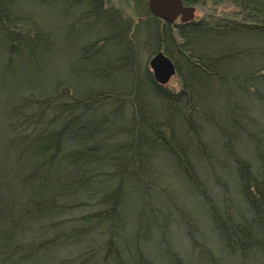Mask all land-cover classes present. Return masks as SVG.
<instances>
[{"label":"rangeland","instance_id":"374dc122","mask_svg":"<svg viewBox=\"0 0 264 264\" xmlns=\"http://www.w3.org/2000/svg\"><path fill=\"white\" fill-rule=\"evenodd\" d=\"M238 3H186L196 7L192 21L209 20L216 31L193 39L188 36L191 40L186 41L185 50L166 40L165 47L170 51H163L174 61L176 73L160 85L149 66L159 49L156 21L152 14L147 20L144 10H139L144 4L148 8L147 0H103L99 16L85 11L92 8L87 2L62 11L57 3L46 6L35 0H13L16 12L28 19L10 23L14 34L0 20V229L12 233L4 240L24 245L22 251L32 257L20 264H264L260 255L264 250L260 248L263 252L251 253L250 258L241 249L230 252L209 211V206L215 204L224 217L239 223L249 221L253 209L240 184L241 170L246 166H239L238 161L248 162L264 178V33L259 26L236 25L242 20L261 22L262 17L256 12L255 16L248 15ZM171 23L178 25L180 20ZM36 28L49 34L45 50L38 45ZM170 28L177 40H184L176 26ZM107 34L110 36L104 40ZM7 40L16 42L14 46H21V50L10 51ZM84 46L88 47L86 51L81 50ZM218 51L223 77L194 69L196 57ZM85 53L99 57L95 56L92 64L80 58ZM8 64L12 67L7 68ZM251 72L254 77H250ZM184 84L192 99L190 104L184 103L182 95L176 98ZM97 91L102 92L103 104L91 111L93 115L101 112L98 127L102 125L111 132L105 140V152L112 165L96 166L98 172L93 178H97V186L86 190L79 185L63 193L56 199L55 204L62 207L56 205L55 213L23 215L28 208L45 209L46 203L35 206L30 198V175L13 171L20 144L11 137L8 115L19 116L21 107L16 103L27 97L50 93L69 101L74 95L86 100ZM159 92L171 95L175 102L170 103ZM106 93L112 95L106 99ZM169 109L172 115L168 116ZM55 110L45 111V117ZM91 111L87 110V115ZM146 119L152 126L157 124L160 140L168 145L183 144L179 153L183 157L178 159L190 158L195 163L203 183L200 192L205 195L194 190L186 175L176 168L169 151L153 148V141L145 142L139 156L147 162L149 204L143 205L142 194L135 192L133 182H129L131 189L121 201L115 233L111 234L107 221L110 213L104 215L101 211L105 202L96 204L100 191L107 190L99 186L107 180L104 172L113 167L115 159L131 154L126 151L134 144L130 141L132 129L139 120L147 125ZM22 124L19 133L28 136L35 125ZM228 145L235 146L236 152ZM53 220L67 221L69 235L62 227H51ZM57 236L61 241L53 250L43 252L41 247L34 254L35 242H48ZM3 237L0 235V241ZM3 256L0 247V264H4ZM5 262L16 264L10 259Z\"/></svg>","mask_w":264,"mask_h":264},{"label":"trees","instance_id":"16d2710c","mask_svg":"<svg viewBox=\"0 0 264 264\" xmlns=\"http://www.w3.org/2000/svg\"><path fill=\"white\" fill-rule=\"evenodd\" d=\"M35 1L38 4L46 6H53L56 3L61 4L62 11L66 8L71 9L82 2H87L88 5L92 6V8L89 9L88 7L85 9V11H89L90 15L99 16L103 12V0ZM183 1L185 3H195L200 0ZM234 1H239L238 4L240 7L248 10V15L255 16L257 13L262 17L261 22L256 19L253 20L255 22L242 20V22L236 25L239 27H244V25H247L248 28L249 26H254L253 28L259 26L260 31L264 33V2H259L260 0ZM139 10H144L142 13L147 15V20L151 19H148V15L152 13L148 11V8L145 6V4L144 6L142 5ZM152 16H154V21H156L155 26L156 34L158 35V50H166L167 52L170 51L167 49V47H165L166 40L167 42L172 41V44H174L176 48L185 50L186 48L184 45H186V41H190L194 37L197 38V35L201 37V35L207 34L208 32L216 31L215 27L210 24L211 22L209 20H201L199 22L189 21L174 25L173 23L164 21L162 19L159 22L157 21L158 17L153 14ZM26 19L28 18L20 16V14L17 13L13 8V0H0V20L8 24V31L11 30V33H13L12 30H14L10 28V23L13 21H24ZM142 20L145 21L144 19ZM171 26H176V29L179 30V36L181 39H184L183 41L177 40L170 28ZM167 30L168 34L166 33ZM35 33V37L40 39V41L38 40V45L45 50L49 44V34L39 28L35 29ZM110 35L107 34L104 40H106L107 36ZM188 36H192V38L189 39L187 38ZM7 42L8 49L10 51L17 53L16 49L21 50V46H14L16 42H11L10 40H7ZM34 42H36L35 39ZM94 42L95 41L93 40L92 43ZM87 48L88 47L84 46V48L81 50L86 51ZM95 56L96 55L94 54L87 56L85 53V56L80 58L82 60L88 59L87 61H90L93 64L96 62ZM96 57L98 58L99 56ZM221 58L222 55L218 51L217 53L202 54L194 59L195 62H192V60L191 62L194 66V69L199 73H207L209 76L220 73V76L222 75L223 77L224 71H221L219 66V61ZM11 67L12 65L9 66L8 64L7 68ZM249 75L250 77L255 76L253 72H251ZM231 78L235 79L236 77L231 75ZM185 86L186 84L182 86V91L178 93L176 98H179L180 95H182V98H184V103L190 104V100L192 99L189 100L190 93H186ZM111 95L110 93H106V99H108ZM159 95L161 97L164 96L169 98L168 101H170V103L175 102L174 97H171V95H164L162 93ZM101 96L102 92L97 91L94 97L91 99L87 98L86 100H84L83 97H75L74 95V99L69 101L65 98H62L61 96L59 98L50 93L47 96L44 95L43 97H27V100L16 103L21 107V113L19 116L15 118L12 113L8 115V117H10L8 119L9 127L11 128V137L17 140V143L20 144H17V151L15 154L18 157V163L13 171L20 175H27V173L30 175L28 177V179L31 181L30 189L32 190V195L30 198L36 202L33 203L35 206H38L37 204L39 202L45 201L46 203L45 209L28 208L29 210H24L23 215L25 214V216L30 217H40L46 212H50V214L55 213V210H57L59 204L55 203L57 200H59L58 198H60L63 193H70L72 188L76 189L79 185H84L86 190L93 187L95 184L97 186L98 180L97 178H93V174L98 172L96 166L99 167V165H112L109 163V158L111 157L107 156L108 154L105 152V149L108 147L105 144V140L109 137L111 132L108 128L102 127V125L98 127V114L101 112L99 111V113L93 115L91 111V109L97 108L103 102V98H101ZM178 102H180V100ZM9 108L12 109L14 107L12 105ZM50 109L56 110L45 117V111ZM87 110L91 111L89 115L86 113ZM8 112L10 111L8 110ZM21 115L23 117H21ZM167 115H172L170 109ZM138 118L139 117L137 116V119ZM20 120L22 121L17 123V121ZM146 120L147 125L140 124L142 121L139 120V125L132 129L133 131L131 133L133 135V139L130 141L134 142V144H130L129 147L131 145L133 147L131 150L126 151L130 152L131 154L128 156L125 155V158L115 159L113 162V167L107 170V172H104L107 175L105 178L107 180L101 186H99V188H107L106 191H100L96 204L101 205L100 201L105 202V206L101 208V211H103L104 215L106 213H110L108 215L107 221H109L108 225L110 226L109 229L111 234L115 233L114 224L121 213V201L125 197L128 188L131 189V185L128 184L129 182H133L132 189L135 192L138 191L139 194H142L143 205L149 204L148 200H150V197L149 193H147V190L149 192L150 182L146 179L147 175L145 171V169H147V162L143 160L141 156H139L140 153H142L141 147L145 145V142L153 141V148H164V150L169 151L176 161V168L181 171L183 175H186V177L195 187L194 190L198 191L200 195L202 192H200L199 187H201V190H204L202 187L203 183L201 180L199 181V175L196 171L197 169L195 163L190 158H187L186 160H184V158L178 159V157H183L179 154L183 144H181V146L178 144L168 145L166 141L160 140L158 135L161 132L159 131L158 127H156L157 124L155 123V125L152 126L150 119ZM22 122H31L32 125H35L28 136L19 133L21 128L18 127H22V125H24ZM228 146L234 153L236 152L234 151L236 150L235 146ZM101 162L103 164H101ZM144 163L146 164L144 165ZM238 163L239 166H246L241 170L242 173L240 176V184L244 188L243 193L245 197L252 205V218H250L249 221L245 220L241 223L234 222L228 219L227 216L224 217L223 214L219 212V209L217 206H215V204H213V206H209V211L213 216V221L215 222L217 231L220 233L225 247L230 252L241 249L242 254H245V257L250 258L252 255L251 253L258 255L259 251L261 252L264 250V178L262 177L263 174L259 175V173L253 171V169H251V165L248 162L239 160ZM247 187L248 189L246 190ZM91 193L95 194L96 191H91ZM56 205L57 207H55ZM60 207H62V205H60ZM100 217H102V215H100ZM66 222H64V220L63 222L61 220H53L50 225L51 227H62L68 236V230H70V228L66 226ZM84 227L85 226L80 227V229ZM9 233L11 232L8 230L3 231L0 229V235L4 236L3 240L1 239L0 241L2 253L4 250L5 255L3 256L4 264H6L5 260L9 261V259L16 264L30 260L32 257L28 256L27 253L25 254V251H22L25 247L24 245L15 243L14 245L8 240H4L5 238H9ZM58 239L59 238L57 236L50 239L48 242L38 240V242H35L32 251L36 255L41 247L43 252L53 250L55 244H58V242L61 241ZM260 255L264 259V252L263 255L262 253Z\"/></svg>","mask_w":264,"mask_h":264},{"label":"water","instance_id":"95a60500","mask_svg":"<svg viewBox=\"0 0 264 264\" xmlns=\"http://www.w3.org/2000/svg\"><path fill=\"white\" fill-rule=\"evenodd\" d=\"M150 11L167 21L179 18L182 22L192 20L195 16V6L185 5L182 0H147ZM155 80L166 83L175 73V64L163 51H158L149 60Z\"/></svg>","mask_w":264,"mask_h":264},{"label":"bare ground","instance_id":"6f19581e","mask_svg":"<svg viewBox=\"0 0 264 264\" xmlns=\"http://www.w3.org/2000/svg\"><path fill=\"white\" fill-rule=\"evenodd\" d=\"M153 74V73H152ZM153 78H154V80H155V77H154V75H153Z\"/></svg>","mask_w":264,"mask_h":264}]
</instances>
